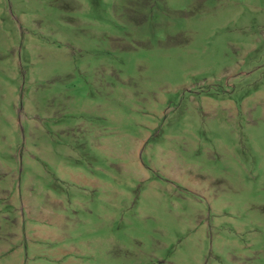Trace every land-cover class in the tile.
Wrapping results in <instances>:
<instances>
[{
    "label": "rangeland",
    "instance_id": "rangeland-1",
    "mask_svg": "<svg viewBox=\"0 0 264 264\" xmlns=\"http://www.w3.org/2000/svg\"><path fill=\"white\" fill-rule=\"evenodd\" d=\"M0 264H264V0H0Z\"/></svg>",
    "mask_w": 264,
    "mask_h": 264
}]
</instances>
